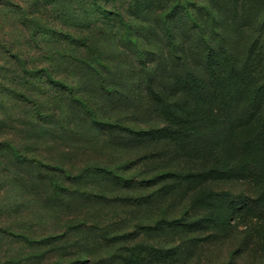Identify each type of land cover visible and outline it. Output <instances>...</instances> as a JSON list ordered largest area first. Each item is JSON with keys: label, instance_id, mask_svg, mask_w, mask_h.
I'll use <instances>...</instances> for the list:
<instances>
[{"label": "rangeland", "instance_id": "rangeland-1", "mask_svg": "<svg viewBox=\"0 0 264 264\" xmlns=\"http://www.w3.org/2000/svg\"><path fill=\"white\" fill-rule=\"evenodd\" d=\"M14 1L32 14L0 5V264H264V165L220 171L254 151L202 137L264 0Z\"/></svg>", "mask_w": 264, "mask_h": 264}, {"label": "trees", "instance_id": "trees-1", "mask_svg": "<svg viewBox=\"0 0 264 264\" xmlns=\"http://www.w3.org/2000/svg\"><path fill=\"white\" fill-rule=\"evenodd\" d=\"M93 1L95 2V0ZM0 5L5 7L13 5L16 8L15 11L17 13L20 14V10L24 11L26 17H29L30 14H32V9L30 7L20 2H15L14 0H0ZM34 18L36 17L29 20L35 22L33 25H37L38 22L35 21ZM258 22L259 26L253 31L251 43L249 42L250 45H248L247 48V61H245V64L241 61L239 62V60L237 61L238 57L234 52V42L233 47H231V57L235 64L232 66L231 85L229 86L228 93V97L231 101L230 108L228 107V110H224L223 107L217 108L213 114V118L215 119L210 122L212 124H203L202 130V137L205 136V134H210L212 138H238L235 139V141H239V144L242 146L241 148L254 151V156L251 159L243 160H241V156H235L232 160L233 164H228L227 166L225 165V162L219 159L217 164L221 166L219 169L220 171L240 167L244 161L248 162L245 166L249 165L255 169H262L264 165V12L262 16H259ZM40 31L43 32V30ZM34 34H36V32H34ZM34 34H30L33 41H35ZM172 34L176 37L179 35V32L175 31V33ZM1 43L2 40L0 39V44ZM257 44H259V46H257ZM2 47L7 48L5 45ZM143 52L142 49L140 52L139 50H136L137 59L142 60V55H144ZM151 53L154 54V52ZM151 62L152 60H146V58H143V60L140 61V67L144 73L151 70ZM151 76H155L153 71ZM151 78V87L156 86V81L158 80L155 79V77ZM119 126L123 129L129 130L131 133H139V137H146L141 138L142 141H145L143 139H154L155 137L152 135L163 129L162 127L156 130L152 127L134 128L130 126H127L126 128L123 124H120ZM167 129L170 131L175 130L169 127H167ZM188 129L189 126L183 124L181 125V128L179 130L176 129V131L178 134L187 133ZM189 134L192 135V132ZM217 150L219 152L222 151L220 149ZM214 163L216 164V162ZM247 199L249 198H240V196H236V199L234 200L236 206L239 207L244 205ZM251 199L256 201L255 198L251 197ZM217 215L218 218H221L222 220H225L226 218L221 212L217 211L205 212L195 218L196 221H198V225L203 224L205 227L211 228V223H215L214 217ZM0 233L15 234L13 231L9 230L7 226L4 227L2 225H0ZM136 262L137 260L134 259L133 264H136Z\"/></svg>", "mask_w": 264, "mask_h": 264}]
</instances>
